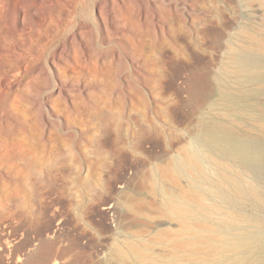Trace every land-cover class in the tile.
Instances as JSON below:
<instances>
[{
	"label": "rangeland",
	"instance_id": "374dc122",
	"mask_svg": "<svg viewBox=\"0 0 264 264\" xmlns=\"http://www.w3.org/2000/svg\"><path fill=\"white\" fill-rule=\"evenodd\" d=\"M65 1L75 8L64 28L70 32L84 20L92 24L91 36L82 32L92 44L87 46L79 39L88 63L93 66L95 54L104 57L106 76L118 79L114 93H123L133 102L114 97L112 107L102 105V85L93 94L94 81L84 85L78 78L79 49H67L65 59L74 67L66 66L56 52L71 32L30 51L18 49L0 29V39L5 38L27 61L21 71H14L15 61L8 69L9 85L0 87V111L6 100L7 114L0 121L14 127L22 122L44 132L41 137L0 135V148L9 144L12 157L19 158L15 162L24 165L26 183L23 195L16 194L14 185L0 184V264H121L113 254L114 247H124L129 236L146 240L154 251L167 256L169 249L156 242L163 230L178 226L162 219L159 208L162 189L168 193L176 189L170 180L157 183V178L170 170L184 146L195 141L203 121L221 122L243 140L264 138V96L249 101L256 111L227 112L213 87L215 74L229 59L227 44L238 47L248 36L264 42V0H150L166 6L177 2V8L146 7L138 0L121 3L122 11L141 31V35L131 34L135 45L150 58L149 70L140 69L147 75L141 84L132 69L133 50L98 30L95 3L99 0ZM51 13L59 19L58 14ZM147 14L158 26L156 35L147 32ZM40 30L45 34V28ZM29 38L37 44L34 37ZM112 48L122 56L119 72L113 75ZM52 61L66 68L62 80ZM82 103L84 108L74 110ZM96 103L102 107L96 108ZM21 141L30 142L36 157L43 156L39 166H34L35 157L18 151ZM11 142L17 144L12 146ZM207 165L213 167L209 161ZM187 181L184 179L182 185L187 186ZM235 206L244 215L263 221L240 225L251 234L264 235V205L240 202ZM108 207L111 209H105ZM257 254L264 255V244Z\"/></svg>",
	"mask_w": 264,
	"mask_h": 264
},
{
	"label": "bare ground",
	"instance_id": "6f19581e",
	"mask_svg": "<svg viewBox=\"0 0 264 264\" xmlns=\"http://www.w3.org/2000/svg\"><path fill=\"white\" fill-rule=\"evenodd\" d=\"M130 1L99 0L95 3L100 20L97 27L102 35H106L109 39L117 37L133 50L132 69L139 76L141 84L147 79V75L140 69L149 70L150 58L135 45V40L132 38V35H141L136 21L122 11L121 3L125 4ZM138 1L146 7L156 5L160 8L162 6L177 8L178 6L177 2L166 6L161 2L153 3L150 0ZM89 2L83 3L88 5ZM185 4L189 5L188 2ZM46 7L49 10L43 13L42 10ZM74 8L75 5L69 7V3L65 0H0V29H4L5 35L14 42L18 49L25 47L30 51H37L41 43L52 44L69 32L66 26L69 25ZM51 11L59 15L58 20L54 18ZM145 16L147 32L158 34V26L150 22L147 18L148 14ZM41 27L45 28V34L41 33ZM159 29V33L164 37V29L162 27ZM84 31H87L90 36L93 31L92 24L86 20L81 22L78 28L71 27L70 36L60 44L56 53L65 59L70 48L79 49L82 52V59L77 62L78 68H76L78 78L83 79L84 85H87L89 81H94L95 87L91 89L93 94H96L98 85H102L99 90L105 98L102 104L105 107H112L114 97L133 102L132 98L123 93H114L115 87L118 86V79L106 76L107 73L102 66L105 65L104 57L95 54L94 62L91 61L93 66H90L79 40L84 39L87 46L92 44L88 36L83 37L82 32ZM28 36L34 37L37 44H32V39H28ZM242 44L238 47L233 43L227 44L229 59L225 61L222 68H219V72L213 75L214 86H212L217 89L218 100L222 103L223 110L227 112L256 111V108L249 105V101H258L264 96V42L248 36ZM109 51L110 62L116 67L112 70L113 75L119 72L122 56L114 48ZM14 61L17 62L14 71H21L22 66L27 62L25 56L16 48L11 49L5 38L0 39V87H8L11 74V70L8 69H11ZM65 61L67 67H74L66 59ZM52 64L55 65L58 77L62 80L66 68L53 61ZM89 71L90 74L87 75ZM136 93L142 96L139 91ZM2 104L0 117L7 114L5 112L8 105L6 100ZM102 105L95 104L98 109ZM82 108H84L83 103L74 110L79 112ZM16 133L22 134L23 137H41L44 132L42 133V129L27 127L22 122L14 127L9 122L0 121V135L8 138ZM15 144L17 143L10 145ZM6 145V150L4 144L3 148H0V184L14 185L16 194L23 195L26 193V183L23 179L25 170L22 168L24 165L21 166L15 162L18 157H12L9 144L6 143ZM17 146L20 148L18 151L21 150L24 156L32 155V159L35 157L34 166H39L38 164L43 162V156H38L39 154L38 157L35 156L36 153L30 142L21 141ZM208 161L213 167H207ZM164 179L170 180L176 190L168 193L162 189L160 217L171 223L175 222L178 228L163 230L160 236L158 235L156 244L169 249V254L162 256L154 251L146 240L129 236L125 240L124 247L116 244L114 247L113 254L120 259L121 264H264V255L257 254L259 246L264 244V235L262 233L251 234L240 225L241 222L262 224L263 221L244 215L235 208V204L240 202L250 203L254 207L264 205V138L243 140L233 129L226 127L223 123L204 120L199 136L193 143L181 149L179 155L174 158L170 170L161 178H157V183L163 182ZM184 179H188L187 186L182 185ZM224 204L231 206L226 207ZM105 209L109 210L111 207ZM224 235L225 238H222Z\"/></svg>",
	"mask_w": 264,
	"mask_h": 264
}]
</instances>
